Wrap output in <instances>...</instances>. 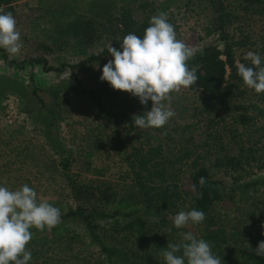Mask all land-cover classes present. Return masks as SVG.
<instances>
[{
	"label": "rangeland",
	"instance_id": "rangeland-1",
	"mask_svg": "<svg viewBox=\"0 0 264 264\" xmlns=\"http://www.w3.org/2000/svg\"><path fill=\"white\" fill-rule=\"evenodd\" d=\"M242 1L224 0L231 9H237ZM108 4L117 10L129 8L136 19L167 13L177 39L194 51L215 41L206 37L204 31L212 17L209 0H14L13 16L23 48L14 56L4 49V55H1L0 51V186L17 190L27 184L37 192L38 200L43 198L60 210L74 207L61 175L51 164L52 152L40 134L45 126L38 120V105L33 97L36 87L38 96L49 103L52 99L46 91L58 89L60 97L70 101L74 113L70 120L60 123L54 136L62 141L74 159H90L95 167L104 169V182L118 194L110 209L141 212L145 223L142 233L148 241L146 248L139 249L134 244V231L119 230L134 218L121 219L119 223L102 222L100 238L103 245L117 252L108 258L78 220H60L51 230L31 229L33 238L27 245L32 253L30 263L165 264L162 249L168 242H179L178 233L191 231L198 239L211 243L213 254L223 264H250L240 251L255 253L258 243L264 241V183L246 190H230L234 185L232 180H223V203L216 204L208 217L212 224L205 219L200 224L176 229L171 219L177 214L175 209L146 208L142 198L137 196L130 162L136 151L148 154L151 165L142 168V174L148 170L156 176L152 180L154 183L166 187L187 176V168L181 162L185 153L201 155L211 169L214 158L224 153L220 148H224L242 161L237 184L264 180V93L257 94L246 87L247 93L240 104L246 108L249 124L240 125L227 117L226 124L216 126L218 131L213 136L206 129L204 107L208 105V99L200 91L173 93L172 108L176 116L164 127L133 129L127 118L150 111L152 104L149 101L140 111L132 113L125 106L122 108V98L129 97V93L113 90L107 82L100 80L102 69L111 57L87 63L74 72L66 68L63 73H45L40 66L24 63L32 42L56 49V53L48 58L54 67L78 65L91 55L108 50L109 45L119 50L121 41L113 44L103 38L87 48L53 31L68 20L90 14L96 6ZM242 29L251 35L246 52L258 53L264 61L260 23ZM192 33L202 38L197 46L190 44L193 43L189 37ZM72 171L77 172V164H73ZM211 172L215 174L213 169ZM81 177L85 183L90 180L84 175ZM190 210L186 204L184 211ZM208 232L215 235V242L206 238Z\"/></svg>",
	"mask_w": 264,
	"mask_h": 264
},
{
	"label": "trees",
	"instance_id": "trees-1",
	"mask_svg": "<svg viewBox=\"0 0 264 264\" xmlns=\"http://www.w3.org/2000/svg\"><path fill=\"white\" fill-rule=\"evenodd\" d=\"M14 0H0V5L6 12L14 14L12 3ZM212 17L208 27L204 29L206 37L214 38L215 41L201 46L195 50V55L187 62L190 67L197 69L198 80L188 89L182 91H200L206 95L208 105L204 107L206 117V129L212 136L218 131L216 126L226 124L227 117L232 118L234 123L247 125L250 122L246 108L240 104L247 91L242 78L237 74V63L251 66L250 61L243 59L246 50L250 46L251 35L244 33L242 27H251L260 23L264 38V0H243L237 9L228 7L224 0H209ZM150 18L144 16L136 19L132 11L127 7L119 10L111 4L96 6L88 15L77 16L72 20L56 26L53 31L62 36H67L83 47H91L103 38H107L115 44L124 36L134 33L141 38L145 29L149 26ZM192 46H197L202 40L197 34H190ZM31 52L26 56L24 63L31 67L40 66L45 73H63L66 68L75 71L87 63L101 61L104 57H111L107 49L97 55H91L78 65L51 66L48 58L56 53V49L44 43L32 42ZM1 55H4V50ZM112 58V57H111ZM39 89L33 88V97L38 105V120L45 126L40 130L46 145L52 152L51 164L61 175L65 187L74 203L73 208L60 210L61 221L78 220L87 230L94 242L100 245L101 250L108 258L117 254L103 245L100 238L102 222L114 221L119 223L121 219L134 218L133 221L120 227L121 232H135L134 244L139 249L146 248L148 241L142 233L145 226L142 220L143 214L139 211L121 212L112 210L110 207L116 202L118 194L111 186L104 182L105 171L103 168L95 167L90 159L71 157L68 150L64 148L62 141L54 136L58 131L60 123L70 120L73 115L71 103L66 98L60 97L58 89L47 90L46 93L52 101L45 103L39 96ZM126 104V105H125ZM122 108L129 113L140 111L139 99L129 94L122 98ZM222 113V116H221ZM41 118H44L41 120ZM131 128L136 129L131 118H127ZM222 129V128H221ZM220 142V141H219ZM222 155L215 157L211 169L206 165V159L195 152H187L181 157L187 171V176L179 183L161 187L152 180L156 176L148 170L142 174L141 169L151 165L148 154H139L136 151L130 162L133 176V187L142 198L146 208L178 211L184 210L189 204L191 209L203 211L205 219L212 224L208 218L218 203L222 202L221 188L223 180L231 179L230 190L239 188L248 189L255 184H262L264 180L254 183L237 184L238 173L242 169V161L239 156L231 155L224 148ZM73 164H77V172L72 171ZM81 175L90 179L87 183L82 181ZM203 176L206 184L203 188L199 186V178ZM217 176V178H216ZM160 178V176H158ZM94 180V181H92ZM155 184V186L151 185ZM197 186V192H202V198L191 191V186ZM223 203V202H222ZM230 205L228 204V207ZM174 213V214H175ZM120 220V221H119ZM133 234V233H132ZM206 238L212 242L216 241L215 235L208 232ZM240 254L250 264H264V257L257 256L249 250H242ZM29 264H31L29 262Z\"/></svg>",
	"mask_w": 264,
	"mask_h": 264
},
{
	"label": "clouds",
	"instance_id": "clouds-1",
	"mask_svg": "<svg viewBox=\"0 0 264 264\" xmlns=\"http://www.w3.org/2000/svg\"><path fill=\"white\" fill-rule=\"evenodd\" d=\"M0 48L13 56L23 48L17 21L3 8H0ZM108 53L112 59L104 65L100 80L113 90L138 98L141 105L151 101L150 111L132 117L134 126L141 129L164 127L176 116L172 94L188 89L198 80L197 69L187 63L195 55L194 50L177 39L174 25L164 12L150 18L142 38L129 33L123 37L119 50L109 45ZM243 59L250 61L251 66L237 63L238 76L247 88L264 93L261 56L248 51ZM205 184L206 179L201 176L199 186L203 188ZM191 191L202 198L203 193L197 192L195 184ZM60 218V209L43 198L38 200L37 192L27 184L17 190L0 186V264H29L32 253L27 245L33 238L31 229L51 230L60 223ZM205 218V213L196 209L181 210L171 217L176 229L200 224ZM178 235L179 242H168L161 251L165 264H223L213 254L210 242L198 239L191 231ZM255 254L264 257V241L258 243Z\"/></svg>",
	"mask_w": 264,
	"mask_h": 264
},
{
	"label": "built area",
	"instance_id": "built-area-1",
	"mask_svg": "<svg viewBox=\"0 0 264 264\" xmlns=\"http://www.w3.org/2000/svg\"><path fill=\"white\" fill-rule=\"evenodd\" d=\"M0 8H3V6H2V5H0Z\"/></svg>",
	"mask_w": 264,
	"mask_h": 264
}]
</instances>
